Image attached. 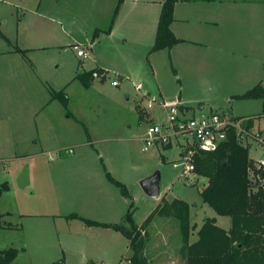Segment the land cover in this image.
<instances>
[{"label":"rangeland","instance_id":"obj_1","mask_svg":"<svg viewBox=\"0 0 264 264\" xmlns=\"http://www.w3.org/2000/svg\"><path fill=\"white\" fill-rule=\"evenodd\" d=\"M8 1L14 5H6ZM117 1L0 0V17L9 18L4 31L17 29L16 17H10L17 10L25 12L26 25L33 26L23 30L22 39L8 41L0 35V52L17 44L36 47L30 56L49 83L70 79L65 89L67 106L55 101L35 111L38 102L50 96L46 84L25 70V65L19 81L12 83L10 62L15 63L16 57L0 54V185H9L0 197V250L17 249L11 264H132L128 260L133 250L121 231L87 224L82 218L129 226L130 210L134 223L141 226L157 203L143 190L141 181L157 170L161 174L159 202L162 197H179L191 206V224L196 225L191 242L208 217L216 216L223 226L230 223L229 216L217 215L203 201L200 192L207 178L195 171L184 174L182 166L175 167L174 163L181 162L183 138L143 149L147 127L166 123L167 116L158 104L147 111L141 108L132 81L141 77L155 93L162 92L167 99L180 97L181 103L197 113L223 111L249 117L258 126L262 99L235 96L253 88L259 79L241 75L240 51L211 50L190 40L207 41V30L194 28L206 18L203 0L192 7L179 5V11L186 9L191 20L175 27L178 36L186 39L170 49L151 51L156 27L147 32L146 48L124 44L121 32L91 48L96 28L110 26ZM148 8L151 13L155 7ZM122 30L126 32V26ZM75 45L90 56H78ZM98 56L110 63L111 72L105 79L94 78L87 87L76 74L95 67ZM116 73L121 74L120 87L112 85ZM55 108L71 112L69 129L57 124L53 131L48 112ZM249 152L257 158L262 151L252 148ZM108 173L127 186L131 197L123 194ZM147 230L146 264L149 243L164 231L173 242L184 244L177 218L156 215Z\"/></svg>","mask_w":264,"mask_h":264},{"label":"trees","instance_id":"obj_2","mask_svg":"<svg viewBox=\"0 0 264 264\" xmlns=\"http://www.w3.org/2000/svg\"><path fill=\"white\" fill-rule=\"evenodd\" d=\"M124 1L118 0L110 26L106 29L96 28L93 39L101 34L111 33ZM175 3L176 0L163 1L151 51L170 49L183 41L171 28ZM96 71L102 73L105 70L95 68L83 71L78 73L76 78L89 87L94 81L93 73ZM52 94L53 98L60 99L67 106L68 95L64 89L53 90ZM235 97L261 98L264 104V78L247 92ZM249 151L250 147L240 144L232 131L229 139L218 150L199 151L195 155L194 171L207 178V184L200 192L203 201L211 206L217 215L230 217L229 229L217 224L215 217H208L198 228V238L191 242L190 236L196 229V225L191 224V206L179 197L172 200L162 197L161 202L141 226L134 223L130 210L127 213L129 226L106 224L75 216L84 219L87 224L109 226L121 231L129 239L133 250L132 264H146L143 248L146 239L148 241L147 227L156 215L180 220L186 264H264V178L257 176L258 171ZM108 176L120 186L125 196L131 197L125 184L114 179L109 173ZM8 188L7 182L0 185V197ZM140 227L144 233L139 230ZM16 256V248L2 249L0 264H11Z\"/></svg>","mask_w":264,"mask_h":264},{"label":"crops","instance_id":"obj_3","mask_svg":"<svg viewBox=\"0 0 264 264\" xmlns=\"http://www.w3.org/2000/svg\"><path fill=\"white\" fill-rule=\"evenodd\" d=\"M163 1L164 0H125L121 6L120 12L118 14V17L116 19V22L114 24V27L111 33L101 34L95 39H92L91 40L92 43L90 44L91 48H94V46H96L97 43H102V41L106 38L108 39L113 38L118 32H121V34L123 33L122 41L124 44H130V43L135 44V45L144 44L146 48L147 40H144V39L147 38L148 31H151L155 27L157 28ZM200 1L202 0H186V1H181V2L179 0H176L175 8H174V21L171 25V28L178 38H180L181 36H178L177 29L175 27L180 22H183L184 24H186V23H189L191 20L188 16L189 13L187 14L185 13L186 9L181 12L179 11V5L181 4L187 7H192V5H196V2H200ZM203 1H204L203 4L206 3V18L203 19V21L199 20L196 23V26L194 28L199 32L203 30H207V41L201 42V40H196V39H190V40H192L195 44L197 43V44L209 45L211 50L221 49L225 52L226 51L227 52L240 51L241 58H242V61H240L242 62L241 69L243 70L241 75L244 77L253 76L257 80L259 79L258 83H260L264 78V75H263V72H264V68H263V65H264V0H203ZM5 3L6 5H12V6L14 5L10 3L9 1ZM148 7H155V8H153L152 12L150 13ZM10 17H13V18L16 17V22H17L16 28L17 29H15V31H13L12 33H9V31H4L2 27L5 24H7L9 18L0 17V35L2 36L3 39H6L8 41H12L14 37L18 39H22L23 30L33 29V26L31 24H30V27L26 25L27 15L25 12H20L19 14L18 10L16 11V13L13 11ZM124 26H126V32L122 30ZM185 39L186 38H184L183 40ZM35 48L36 47H33V46H24V45L19 46L17 44L16 46L13 45L9 47L5 51H1L0 54L12 55L16 57L15 63L10 62V66H11L10 67V80L12 81V83H16L19 81V77L22 76V68L25 65L24 66L25 70H27L28 72L31 71L37 76L38 79L40 78L41 81L46 84V87L48 88V92H50V96L49 97L47 96V97H44V99H41L38 102L36 109H35L36 111L39 108V111L41 112L45 109L47 105H50L51 103L55 101H59L60 103H62L60 99L53 98L52 93H53V90L60 91L62 89L64 90L67 89V86L69 84L68 82H70L69 81L70 79H67L68 81L66 79H59L57 82H54L53 84L49 83V79L42 76L37 71L33 63V58L32 56H30V53H32V51ZM95 61L97 65L91 69L102 68L108 71L110 74L111 69L109 67L110 63L108 61L104 60L101 56H98V58H95ZM259 66H261L262 68L261 73L258 72ZM85 71H88V70H85ZM116 74H118L117 77L119 78V81H120V84L117 85V87H120L123 83L121 80L122 78L119 77L121 74L119 73H116ZM124 75L129 77L130 74L128 73L126 75V73H124ZM138 80L139 81L136 82L133 79L132 82L134 83V85L135 83L143 82L145 84V88L148 89L151 93H154L160 96L162 99L166 101L179 100L181 106H183L184 109L186 108L188 113L198 114L197 112L192 111L189 105L181 103L184 101H181L180 97L179 99L178 98L167 99L163 95L162 92L155 93L152 90V87L148 85V82L146 81L147 82L146 84L143 81L144 79H142L141 77ZM94 82L95 80L93 81V83ZM66 93L69 98V93L68 92ZM137 104H140V102ZM201 108H203V106H201ZM200 112H204V111L202 110ZM260 112L261 113L259 116L261 119L259 121V125L255 126L254 123L251 122V127L254 130H260L264 132V104L263 102H262V110ZM36 113H38V111ZM147 114L144 113V116H147ZM48 116L51 117L50 122H52L53 131H56L55 129L57 127V124H59L61 128H64L65 126H67L69 129V125H70L69 121L71 119V112L65 110L64 108L63 109L55 108L48 112ZM91 135L92 134L90 133V136ZM252 148H255L256 151L260 150L261 152V149L257 147L256 145H250V149ZM64 159H67V158H64ZM160 196L155 198L157 201L155 207L161 202V201L159 202L158 200ZM212 217H215L218 223L219 218H217L216 216H212ZM100 222L101 223L105 222L106 224H114V221L112 220H104ZM220 226L225 229H229L231 226V219L228 225L223 226L221 224ZM182 247H183V244H180L179 242H173L171 237L168 234V231H164L163 233L160 234V236L156 237V239H154L152 243H149V246L147 247L148 262L149 264H186V257L184 253L182 252Z\"/></svg>","mask_w":264,"mask_h":264},{"label":"built area","instance_id":"obj_4","mask_svg":"<svg viewBox=\"0 0 264 264\" xmlns=\"http://www.w3.org/2000/svg\"><path fill=\"white\" fill-rule=\"evenodd\" d=\"M78 56L85 58L90 54L87 50L75 46ZM109 75L108 71L94 72L93 77L104 79ZM112 84H120L119 78L112 80ZM135 88L140 94V106L145 111L160 105L165 110L167 122L151 123L143 136L144 150L157 145H171L174 140L179 142L184 139V149L181 153V162L174 163L175 167L182 166L183 173L187 174L195 170V155L199 151H216L225 143L232 131L235 132L238 142L244 146L256 145L261 149V155L253 158L257 176L264 178V132L254 130L249 117L230 115L227 112L212 110L198 114H188L186 108H182L179 101H166L160 96L151 93L145 88L143 82L135 83ZM128 262H131L129 258ZM132 263V262H131ZM119 264H128L120 262Z\"/></svg>","mask_w":264,"mask_h":264},{"label":"water","instance_id":"obj_5","mask_svg":"<svg viewBox=\"0 0 264 264\" xmlns=\"http://www.w3.org/2000/svg\"><path fill=\"white\" fill-rule=\"evenodd\" d=\"M161 174L157 170L154 174L144 178L141 181L143 190L151 197L157 198L161 194Z\"/></svg>","mask_w":264,"mask_h":264}]
</instances>
